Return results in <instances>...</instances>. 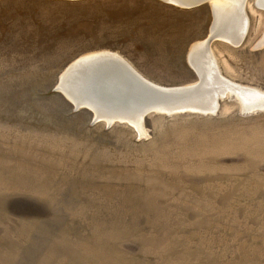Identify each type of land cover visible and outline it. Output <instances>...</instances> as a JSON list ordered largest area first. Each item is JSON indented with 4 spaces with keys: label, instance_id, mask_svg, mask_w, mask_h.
<instances>
[{
    "label": "rangeland",
    "instance_id": "obj_1",
    "mask_svg": "<svg viewBox=\"0 0 264 264\" xmlns=\"http://www.w3.org/2000/svg\"><path fill=\"white\" fill-rule=\"evenodd\" d=\"M257 4L238 46H210L248 109L264 106ZM212 23L209 2L0 0V264H264V109L224 98L138 131L54 91L100 51L155 85L194 84L190 49Z\"/></svg>",
    "mask_w": 264,
    "mask_h": 264
},
{
    "label": "bare ground",
    "instance_id": "obj_2",
    "mask_svg": "<svg viewBox=\"0 0 264 264\" xmlns=\"http://www.w3.org/2000/svg\"><path fill=\"white\" fill-rule=\"evenodd\" d=\"M174 3L175 5H184L178 4L179 0H165ZM209 4L212 7L213 13V23L209 33V36L206 40L200 43L194 44L190 49V60H192L194 65V70L197 74L198 81L191 85L181 86V87H161L153 84L152 82L143 78L139 73H137L122 57H120L116 53H112L109 51H100L91 54L84 55L78 58L76 61L71 63L61 74V82L59 83L61 86V90L65 93L73 102L87 105L91 108L96 115L97 119L103 118L106 122L113 120L114 118L127 119L131 121V124L138 131H143L141 119L142 115L146 108L137 107L136 112L130 113H120L115 112L111 113L109 116L108 113L104 112V108H100L97 106L96 101L97 98L100 101H104L103 99L112 100L113 102H117L116 105L121 107V105H125V103L120 99V96L124 95L121 86L117 87L113 83L107 84V89L110 93H105L103 84L100 81L93 87L91 82L93 78H97V72L101 71L97 70V67L104 65V58L106 57H116L117 61L126 69L132 73L133 77L137 78L145 86L141 85L139 82L138 87L145 88L147 90L154 89V86L161 88L164 94H170L173 96H183L186 98H182L181 101L177 102L176 105L170 106H152V108L156 110H163L166 112H170L172 110H191L192 112H200L203 114L213 113L216 111L218 107L219 100L224 98H232L241 102V106L245 109H248L246 106L249 104L245 98L249 97L250 90L239 88L234 84H230L228 81L223 79L221 74L218 73L217 66H214L210 46L211 42H209V38H215L216 40H223L228 42L233 46H238L245 37L246 27H247V18L244 16L245 3L247 0H209ZM260 4V5H258ZM258 7L264 10V0H258ZM187 5V4H186ZM191 9V8H190ZM264 41V36L262 38ZM188 56V57H189ZM119 57V60H118ZM120 58L122 60H120ZM108 62V61H107ZM212 63V65H211ZM193 67V66H192ZM129 76V75H128ZM125 76V77H128ZM132 79V76H130ZM97 80V79H96ZM135 81V79L133 78ZM69 83L75 86H92L95 89L94 98H87L84 102L79 100V97L72 95L68 92ZM98 86V87H97ZM87 88V87H86ZM246 88V87H245ZM119 89V90H118ZM240 89V90H238ZM256 91V90H255ZM159 92V93H160ZM90 94V93H89ZM188 94V95H187ZM239 94V96H238ZM228 95V96H227ZM119 96V97H118ZM188 96V97H187ZM264 96V95H263ZM84 98V99H85ZM243 98L244 102L241 100ZM118 99L119 101L115 100ZM246 101V102H245ZM243 102V103H242ZM102 103V102H101ZM260 103L264 105V99H260ZM259 105V104H258ZM246 106V107H245ZM263 109L262 107H255L254 109ZM248 109V110H254ZM119 110V109H116ZM133 110V109H132Z\"/></svg>",
    "mask_w": 264,
    "mask_h": 264
},
{
    "label": "water",
    "instance_id": "obj_3",
    "mask_svg": "<svg viewBox=\"0 0 264 264\" xmlns=\"http://www.w3.org/2000/svg\"><path fill=\"white\" fill-rule=\"evenodd\" d=\"M207 2H210V1L209 0H179V1H177V3L178 4H184V5H177V6L190 9V8H195V7L201 6ZM211 37L209 38V40H210L209 42L212 43V42L216 41V39L214 37L213 38H211ZM115 58L116 57L104 58V65L97 67V70L101 69V71H96L97 72V74H96L97 78H93L92 82H91L92 86L94 87L98 83L97 81H100L103 84L104 90L106 91L105 93H107V92L110 93L107 89L108 83H113L117 87L121 86L120 88H122L123 91L125 92L124 95L120 96V99L123 100L121 102L125 103V105L124 106L121 105L120 108L118 105H116L117 102H113L112 100H107V99H103L104 101H100V99L97 98L98 99L96 101L97 106H99L102 109L104 108V112H107L109 114V116H111V113H115V112H120V113L130 112V113L134 114V112H136L137 107H139V108L145 107L146 110L144 112H142L143 113L142 119H141L142 120L141 123H142L143 118L146 115L151 114V113L165 114L168 116L173 115V114H177V113H186V112L200 113V112H192L191 110H172L170 112H166L163 110H156V109L152 108V106H158V105L159 106H161V105H164V106L176 105L177 102L182 100V98H186V97H184L186 95H183V96H173L170 94L167 95V94H164V92H166V91L160 92L163 90L161 88L156 87V86H154V89H156V90H153L152 88L147 90L145 88L138 87L139 83L143 86H145V85L142 84L140 81H138L137 78L133 77L132 73L129 72L126 69V67H123ZM118 60H119V57H118ZM120 60H122V59L120 58ZM125 76H128V77H125ZM130 76H132V79L130 78ZM60 78H61V76H60ZM133 78L135 79V81L133 80ZM60 82H61V79H59V83ZM59 83H58V85L54 91L61 93L62 95L65 96V98L68 101H70L74 104V102L65 93L62 92V90H61L62 88H61ZM92 86H86L87 88L82 87L83 91H82V93H80L81 95H78L72 89V87H75V85H72L69 83V86H68L69 91L68 92H70L74 96L79 97V99L83 100L85 97H89V98L92 97V96H90L88 91H92L94 94L95 89L92 88ZM93 97H94V95H93ZM86 99L87 98H85L84 100H86ZM230 99H233L236 103H238L240 105L241 109H243L245 111L248 110V109H245L244 107H242L241 102L239 100L235 99L234 96ZM115 100L119 101L118 99H115ZM75 106L77 108L80 107L78 104H75ZM116 109H119V110H116ZM217 109H218V107H217ZM217 109H216V111H217ZM263 109H259V110H263ZM216 111H214L212 114H214ZM250 111H253V110H250ZM114 122H124V123L132 125L134 127V125L131 124V121H128L127 119H121L119 117L114 118L113 120H110L109 122H107V124L111 125Z\"/></svg>",
    "mask_w": 264,
    "mask_h": 264
}]
</instances>
